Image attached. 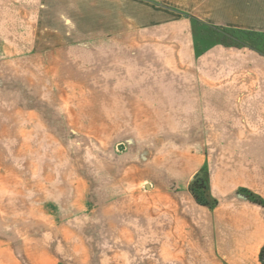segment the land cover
Wrapping results in <instances>:
<instances>
[{
	"label": "rangeland",
	"instance_id": "374dc122",
	"mask_svg": "<svg viewBox=\"0 0 264 264\" xmlns=\"http://www.w3.org/2000/svg\"><path fill=\"white\" fill-rule=\"evenodd\" d=\"M18 3L21 23L35 15L53 30L41 32L42 40L51 43L33 44L25 55L0 51V264H158L156 170L151 164L157 154L187 148L207 156L209 169L201 166L190 173L184 188L172 185L169 190L183 188L197 208L203 205L212 212V235L215 213L227 199L238 213L241 209L256 217L263 235L255 237L254 230L244 245L255 241L264 264V171L255 181L249 173L233 170L242 162L227 161L237 156L225 149L221 156L219 149L236 141L179 140L160 133L150 139L145 137L154 133L140 135V124L104 122L93 109L97 93L90 67L79 69L75 59L82 52L90 64V53H63L62 42L90 39L80 35L78 26L84 27L79 15L84 18L86 6L78 7L83 11H77L75 25L65 26L58 20L68 12L63 0ZM33 3L36 12L29 11ZM184 16L194 21L192 13ZM197 29L204 42L252 46L258 37L219 24ZM216 119L222 126L219 114ZM211 174L214 188L230 194L226 199L217 197ZM245 184H254L263 197ZM210 243L219 246L214 236Z\"/></svg>",
	"mask_w": 264,
	"mask_h": 264
},
{
	"label": "crops",
	"instance_id": "0c3cea01",
	"mask_svg": "<svg viewBox=\"0 0 264 264\" xmlns=\"http://www.w3.org/2000/svg\"><path fill=\"white\" fill-rule=\"evenodd\" d=\"M63 1L68 12L66 17L56 16L59 25H75L77 11H83L78 7L86 6L84 18L79 15L84 27L80 22L78 26L80 35L90 39L61 44H65L63 53L73 49L90 53V64L84 62L82 52L75 59L79 69L90 67L98 117L112 124H140V135L154 133L145 137L150 139L159 138L160 133L179 140L236 141L220 148V155L225 149L229 156H237L227 158L242 162L233 170L260 181L259 173L264 171V0ZM19 8L18 0H0V51L9 56L25 55L38 42L51 43L42 40L41 32L52 31V26L40 23L35 15L21 23ZM29 11L36 12V5ZM185 12L193 14V22ZM216 24L258 37L252 46H237L204 42L197 36V28ZM218 114L223 127L217 123ZM208 162L207 156L189 148L153 158L158 264H262L258 247H253L256 242L244 245L252 236L263 235L256 217L249 218L241 209L238 213L227 199L215 213L212 235V212L203 205L197 208L183 190L190 173L201 166L209 169ZM145 172L148 169L141 176ZM210 182L217 197L230 196L214 188L212 174ZM172 185L183 188L170 191ZM245 185L263 197L254 184ZM212 236L219 241L218 247H211ZM227 242L233 247H224Z\"/></svg>",
	"mask_w": 264,
	"mask_h": 264
},
{
	"label": "trees",
	"instance_id": "16d2710c",
	"mask_svg": "<svg viewBox=\"0 0 264 264\" xmlns=\"http://www.w3.org/2000/svg\"><path fill=\"white\" fill-rule=\"evenodd\" d=\"M262 261L264 262V253H261Z\"/></svg>",
	"mask_w": 264,
	"mask_h": 264
}]
</instances>
